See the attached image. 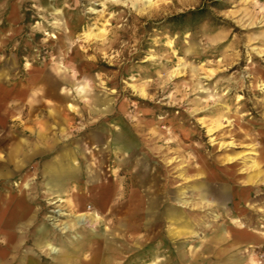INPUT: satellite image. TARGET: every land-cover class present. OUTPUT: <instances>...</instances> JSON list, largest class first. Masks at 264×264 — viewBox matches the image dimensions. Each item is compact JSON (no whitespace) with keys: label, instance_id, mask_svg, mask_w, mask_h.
I'll return each mask as SVG.
<instances>
[{"label":"rangeland","instance_id":"1","mask_svg":"<svg viewBox=\"0 0 264 264\" xmlns=\"http://www.w3.org/2000/svg\"><path fill=\"white\" fill-rule=\"evenodd\" d=\"M9 136L36 152L10 181L0 162V212L28 199L0 224V264H216L240 229L256 237L240 260L264 264V0H0ZM68 153L77 177L52 193Z\"/></svg>","mask_w":264,"mask_h":264},{"label":"crops","instance_id":"2","mask_svg":"<svg viewBox=\"0 0 264 264\" xmlns=\"http://www.w3.org/2000/svg\"><path fill=\"white\" fill-rule=\"evenodd\" d=\"M36 136L38 139L44 138L45 137V131L40 130V129L36 130ZM1 150H6V152L4 154H2L0 152L1 153L0 154V162H4V164L10 169L9 171H7L8 175L6 177L7 180H9V181L13 179V164H14V168H16L17 170L23 169L25 167L26 163L28 162L29 157L33 156L34 153L36 152V149H29V143L27 142L26 139H23L22 141L18 142L17 145H15V147L13 148V136H9L8 138L0 139V151ZM13 156H15L14 159H13ZM76 173H77V167H75V163L73 164V159L70 157L69 153L65 154L64 158H62L60 160H56L55 162H53L51 168L46 172L45 185H46L47 189L49 191H51L52 193H63L65 190H67L69 184H71L73 181H75V179L77 177ZM1 175H2V173H0V176ZM249 179H250L249 182H244L242 190H240L241 191L240 192L241 197H243L245 195L246 192L244 193V191L249 190L251 187L258 185V183L260 181L259 177H258V172L251 175L249 177ZM241 183H243V182H241ZM262 183H264V172H263V176L261 178V184ZM227 186L223 187V188H219V190H222L225 188L224 192H226ZM26 187L21 185L22 189L26 188ZM243 189H246V190H243ZM228 190L231 191V188L229 186H228ZM58 195H60V194H58ZM203 195L204 196L206 195V193L204 191H203ZM208 195H210V194L207 193V198H208ZM7 199H8L7 203L3 204L4 205L3 206L4 211L0 212V224H2L3 227H7L9 229V231H11L10 233H12L13 226L15 223L14 221L16 220V218H21L27 214L28 199H27L26 195H24L22 197H17L14 211H13V198H7ZM215 199H216L215 202L217 203V205L221 209H223L224 212L228 213L229 212L228 205H229V202L231 201V192H230V194L219 192L218 195L215 196ZM245 199H247V198L245 197ZM9 208H10V212L7 213V210ZM236 222L239 223L241 226L244 225L243 222H239V221H236ZM2 226L0 225V227H2ZM221 230H222L221 228H218V230H216V233L214 235H212L211 237L206 236V238L203 239V242L201 243V247L203 249L200 251V254L198 256H195V258H200V257H202V254L204 252H207V250L209 249L208 245L210 242L218 244L219 247H220V244L226 242V240H227L226 236L227 235L225 232H222ZM192 231H194V230H192ZM210 238H212V239H210ZM253 239L256 240V237L253 235L252 232H250L249 230L240 229L238 231V233L236 235H234L231 239V242H230L231 247L234 248L232 250V252L230 251L229 253L224 255L225 252L227 251L226 249L221 248V249L216 251V254L219 257L216 260V264H247V261H246V263H243L240 260V258H239L240 256H239V254H237V252L240 250H236V248L240 247L243 244L250 243V241H252ZM47 242H49V241H47L43 238L42 242H40L41 244L39 247L42 250L49 251V249L46 245ZM197 250H198V247H193L192 253L193 254L196 253ZM49 253H51V252L49 251ZM180 253H181L182 258L186 257V254H184L182 252H180ZM253 260L254 259L252 258L251 261H253ZM157 262H158V260L154 259V260H152L151 264H157ZM0 263H1V256H0ZM147 264H149V263L147 262Z\"/></svg>","mask_w":264,"mask_h":264},{"label":"bare ground","instance_id":"3","mask_svg":"<svg viewBox=\"0 0 264 264\" xmlns=\"http://www.w3.org/2000/svg\"><path fill=\"white\" fill-rule=\"evenodd\" d=\"M99 30V32H98V34L99 33H103L104 32V29H101V28H99L98 29ZM90 36V35H93V33L91 32L90 34H87V36ZM100 37V36H99ZM61 200V199H60ZM57 201H59V200H55V201H53L52 203H56ZM49 249L51 250V251H53V252H56L57 251V248L56 247H53L51 244H49Z\"/></svg>","mask_w":264,"mask_h":264},{"label":"trees","instance_id":"4","mask_svg":"<svg viewBox=\"0 0 264 264\" xmlns=\"http://www.w3.org/2000/svg\"><path fill=\"white\" fill-rule=\"evenodd\" d=\"M191 14H197V13H199V11H192V12H190ZM186 14H181V15H178L177 16V18H179V17H183V16H185ZM194 16V15H193Z\"/></svg>","mask_w":264,"mask_h":264}]
</instances>
